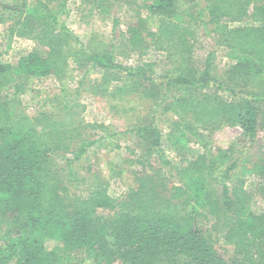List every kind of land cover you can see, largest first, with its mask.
<instances>
[{"label": "trees", "instance_id": "16d2710c", "mask_svg": "<svg viewBox=\"0 0 264 264\" xmlns=\"http://www.w3.org/2000/svg\"><path fill=\"white\" fill-rule=\"evenodd\" d=\"M67 2L20 0L0 8L5 36L34 42L15 63L2 58L0 47V264H264V211L251 208L245 176L255 175L254 191L264 196V151L248 167L237 163L233 146L191 159L183 154L177 181L169 185L162 172L172 163L157 124L169 116L168 140L179 150L191 139L205 141L198 128L235 125L255 140L264 129V0H203V7L196 0H142L145 15L140 9L139 19L107 48H87L59 23ZM130 2L80 0L77 9L109 14ZM203 14L208 21H200L213 25L228 50L220 75L212 51L199 61L194 55L193 23ZM148 51L164 54L169 66L162 75L154 76L158 59L121 62ZM70 61L77 69L101 71L89 91L133 94L150 103L125 129L134 140L125 149L138 151L133 164L140 166L132 171L135 184L117 196L97 174L75 178V162L97 142L89 129L103 124L80 121L77 101L53 114L23 111L19 95L29 81L64 76ZM80 183L83 194L74 192ZM49 239L59 245L47 248Z\"/></svg>", "mask_w": 264, "mask_h": 264}, {"label": "rangeland", "instance_id": "374dc122", "mask_svg": "<svg viewBox=\"0 0 264 264\" xmlns=\"http://www.w3.org/2000/svg\"><path fill=\"white\" fill-rule=\"evenodd\" d=\"M196 1L200 7L204 6L203 0ZM17 2L20 0H0V8L4 3ZM79 2L80 0H68L66 8L68 12H59L57 17L59 23L65 24L70 32L78 36L87 48L97 47L100 43L107 48L120 30L125 29L128 23L139 19L137 12L140 11V5L143 4L142 0H131L130 4L114 5L109 14H105L96 12L95 7L92 8L91 12L81 13L77 9ZM145 13L146 10L142 8L140 17H143ZM113 17L117 19L116 25L113 24ZM200 20L207 22L208 16L203 14L193 23L197 37L194 55L197 60H203L207 53L212 51L214 53L212 59L214 73L220 75L230 60L227 55L228 50L219 42L217 34L211 31L213 25L205 24ZM231 25H239V23ZM33 46V41L23 37L13 36L12 39H8L3 32V24H0V47L3 51L2 58L5 61L15 63L20 55L29 51ZM154 59L160 60V62L157 61L158 66L154 69V76L157 77L162 75L163 69L169 66L162 53L148 51L142 56H133L130 60H122L121 62L134 64L138 60L150 61ZM67 68L65 75L59 78L55 75L32 78L25 93L19 95L23 101V111L29 116L35 115L40 110L53 114L57 111L62 112L65 103L77 101L76 109L79 111L80 121L103 124L105 128L89 129L88 136L96 139L97 142L88 149L85 157H81L75 162V178L80 182L83 176L97 174L102 180L108 182L109 193L117 196L126 191L130 185L135 184L132 171L135 168L139 169L140 166L133 164V159L138 151L134 150V153H131L125 149L126 145H134L133 137L126 133L125 129L136 118L146 113L150 103L133 94L121 98L118 95H100L91 92L88 90L89 85L100 77L101 71L99 69L88 70L89 66L77 69L71 61ZM9 88L6 89L7 93L11 92ZM82 108L83 110H81ZM168 119L169 116L165 115L157 121V124L163 131L162 148L164 155L173 166L164 167L162 172L166 178H169V185L177 181L176 169L184 162L183 154L191 159L196 153L205 152V150L216 153L218 149L233 146L232 155L236 158L237 163H242L248 167L264 151V129H260L255 140L250 142L243 135L241 129L235 125H223L220 128L207 130L198 128L200 132L203 131L205 141L200 143L194 142L197 140L196 138L191 139L188 142L187 150H179L172 146L168 140ZM56 160L58 161V159ZM58 162L61 164L62 160ZM227 163V161L220 162V170L224 169ZM149 169L151 168L146 166L145 170ZM220 170H216L214 174H218ZM237 170L240 172L241 167L232 171ZM62 171L64 170L62 169ZM245 176L248 177L246 187L252 191L251 208L254 212L264 211V196L254 191L258 185V179L253 174ZM78 180H76L73 190L77 186ZM74 192L85 193L84 184L80 183V188ZM218 242L223 244L221 239ZM57 245H59L58 241L49 239L45 242L47 248H53ZM229 254L230 251L226 252L225 256L227 257ZM86 264H93V262L87 260Z\"/></svg>", "mask_w": 264, "mask_h": 264}]
</instances>
